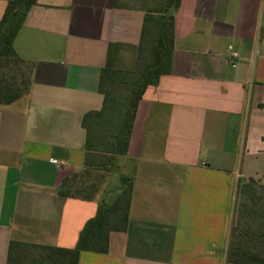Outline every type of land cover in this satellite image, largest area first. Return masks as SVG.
<instances>
[{
  "label": "crops",
  "instance_id": "1",
  "mask_svg": "<svg viewBox=\"0 0 264 264\" xmlns=\"http://www.w3.org/2000/svg\"><path fill=\"white\" fill-rule=\"evenodd\" d=\"M167 4L38 0L29 12L14 47L34 63L32 86L0 103V264L12 242L13 264H36L32 245L74 247L122 176L133 183L127 228L78 264H236L239 182L264 184V0H180L171 71L144 91L127 154L95 199L60 192L85 168L82 117L103 106L102 68L134 70L144 16Z\"/></svg>",
  "mask_w": 264,
  "mask_h": 264
},
{
  "label": "trees",
  "instance_id": "2",
  "mask_svg": "<svg viewBox=\"0 0 264 264\" xmlns=\"http://www.w3.org/2000/svg\"><path fill=\"white\" fill-rule=\"evenodd\" d=\"M180 0H168L164 11L144 16L134 70L115 69L110 62L100 73L99 91L103 106L82 117L86 131L85 168L65 178L60 192L67 197L95 199L112 174L116 157L128 152L134 120L144 91L170 73L175 41L173 10ZM38 0H9L0 19V103H12L30 92L34 63L15 50L14 40ZM104 153L105 160L91 162V155ZM120 192L112 202L102 200L96 215L81 230L74 247L32 245L38 249L36 264H78L82 251L107 253L110 235L125 231L130 218L133 183L122 176ZM22 246L11 243V252ZM228 259L236 264H264V184L250 178L240 181L235 222Z\"/></svg>",
  "mask_w": 264,
  "mask_h": 264
},
{
  "label": "built area",
  "instance_id": "3",
  "mask_svg": "<svg viewBox=\"0 0 264 264\" xmlns=\"http://www.w3.org/2000/svg\"><path fill=\"white\" fill-rule=\"evenodd\" d=\"M235 57H237V54L234 53V52L232 51V49H231V52H230V58L233 59V58H235ZM52 161L55 162V163H58L57 160H55V159H53Z\"/></svg>",
  "mask_w": 264,
  "mask_h": 264
}]
</instances>
